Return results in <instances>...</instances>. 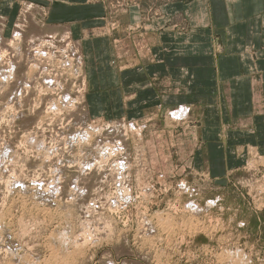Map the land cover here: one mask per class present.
<instances>
[{"label":"rangeland","instance_id":"rangeland-1","mask_svg":"<svg viewBox=\"0 0 264 264\" xmlns=\"http://www.w3.org/2000/svg\"><path fill=\"white\" fill-rule=\"evenodd\" d=\"M94 1L104 24L80 37L33 1L0 19V264H264V152H206L190 110L101 101L94 47L126 45L123 12L142 8Z\"/></svg>","mask_w":264,"mask_h":264},{"label":"crops","instance_id":"crops-1","mask_svg":"<svg viewBox=\"0 0 264 264\" xmlns=\"http://www.w3.org/2000/svg\"><path fill=\"white\" fill-rule=\"evenodd\" d=\"M18 1L0 0L4 27ZM28 1L47 27L65 23L79 37L88 35L86 22L105 18L94 0ZM139 1V15L131 5L123 12L126 45L94 47L102 63L91 60L88 73H95L101 101L113 91L124 117L189 108L206 152L228 151V144L264 152V0H155L149 21L143 19L149 0ZM135 33L142 34L136 43Z\"/></svg>","mask_w":264,"mask_h":264},{"label":"bare ground","instance_id":"bare-ground-1","mask_svg":"<svg viewBox=\"0 0 264 264\" xmlns=\"http://www.w3.org/2000/svg\"><path fill=\"white\" fill-rule=\"evenodd\" d=\"M1 37V36H0ZM0 40H1V38H0ZM2 48H4V47H2ZM184 110V109H183ZM188 110V109H187Z\"/></svg>","mask_w":264,"mask_h":264}]
</instances>
